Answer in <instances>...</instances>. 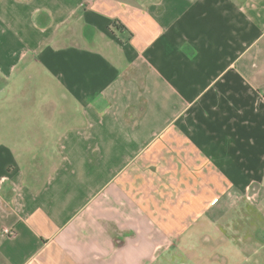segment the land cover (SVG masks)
<instances>
[{"label":"crops","instance_id":"obj_1","mask_svg":"<svg viewBox=\"0 0 264 264\" xmlns=\"http://www.w3.org/2000/svg\"><path fill=\"white\" fill-rule=\"evenodd\" d=\"M254 198L264 0H0V264H153Z\"/></svg>","mask_w":264,"mask_h":264},{"label":"rangeland","instance_id":"obj_2","mask_svg":"<svg viewBox=\"0 0 264 264\" xmlns=\"http://www.w3.org/2000/svg\"><path fill=\"white\" fill-rule=\"evenodd\" d=\"M162 251L153 264H264V200L246 199Z\"/></svg>","mask_w":264,"mask_h":264},{"label":"built area","instance_id":"obj_3","mask_svg":"<svg viewBox=\"0 0 264 264\" xmlns=\"http://www.w3.org/2000/svg\"><path fill=\"white\" fill-rule=\"evenodd\" d=\"M5 232H6L7 234H12V233H13V230H11V229H5Z\"/></svg>","mask_w":264,"mask_h":264}]
</instances>
